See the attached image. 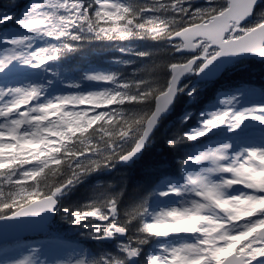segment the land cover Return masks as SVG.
<instances>
[{
	"label": "snow or ice",
	"instance_id": "snow-or-ice-1",
	"mask_svg": "<svg viewBox=\"0 0 264 264\" xmlns=\"http://www.w3.org/2000/svg\"><path fill=\"white\" fill-rule=\"evenodd\" d=\"M137 40L165 47L119 46ZM94 42L147 63L49 78ZM251 57L264 62V0H14L0 11V264H264V87L227 79ZM182 96L165 137L185 149L177 170L144 163L136 178ZM121 167L119 190L91 184ZM157 171L125 204L128 185Z\"/></svg>",
	"mask_w": 264,
	"mask_h": 264
},
{
	"label": "trees",
	"instance_id": "trees-1",
	"mask_svg": "<svg viewBox=\"0 0 264 264\" xmlns=\"http://www.w3.org/2000/svg\"><path fill=\"white\" fill-rule=\"evenodd\" d=\"M30 2L31 0L20 1L19 4L22 8L24 5ZM11 3H13L12 0H0V11L6 10ZM224 3L225 0H216L215 3L212 4V6L218 7L220 5H223ZM17 9V13H19L21 9ZM134 45L138 47V50H150L153 52H157L158 50L165 47V44L162 42H155L150 40H137ZM117 47L118 45L115 44L101 45L100 42H94L85 47L81 53L72 54L70 57L65 58V60L61 64L54 65L52 73H49L48 76L50 79H52L53 73L59 72L60 76H67L75 79L78 78L83 71L88 70L90 67L122 70L125 72V74H131L134 68H144L145 63H147L146 61L136 60V57L131 55L121 56V54L117 51ZM116 58L133 59L136 60V64L134 66L117 65L112 62ZM165 59H169V57L160 56L156 60V62L162 63ZM243 65H246V67ZM65 69H72V71L68 72L65 71ZM55 79L59 80L60 78L57 79L56 77ZM227 79L235 83L244 82L251 83L256 87H264V64L256 60L245 61L238 68V70L232 72L227 77ZM58 85L60 84L57 83V86ZM212 98H214L213 91H207L201 98L200 102L191 105V107L196 110H200L202 106L208 103ZM187 101L188 98L186 96H182L175 111L161 124L160 129L156 132V135L154 137L153 146L145 154L144 160L141 162V164H139L135 169L134 175L136 178H140L142 176V167L144 163H164L168 165V167L165 169V171L168 173H174L177 170L178 158L185 151V149L181 148L176 152L169 150V148L165 145V137L170 135V132L167 130L169 123L172 122L174 124L178 121V118L181 116L182 112L185 109ZM194 123V120L191 121V124ZM200 139L203 140V138ZM126 171L127 169L121 167L115 172L101 174L99 177L93 178L91 180V184L101 187L111 185L112 188L119 190L121 184V175ZM158 177H161L160 171H157L150 176L144 177L142 186L138 187L134 184H129L125 196L123 197L124 203L128 204L131 201L135 200L139 195L146 194L147 189H149L155 182H157ZM82 192L83 189H81V193ZM79 196L80 193L74 195L73 199H78ZM133 227H135V224L133 225ZM86 246L89 248L92 247L90 243H87Z\"/></svg>",
	"mask_w": 264,
	"mask_h": 264
},
{
	"label": "water",
	"instance_id": "water-1",
	"mask_svg": "<svg viewBox=\"0 0 264 264\" xmlns=\"http://www.w3.org/2000/svg\"><path fill=\"white\" fill-rule=\"evenodd\" d=\"M31 235H40L38 233L35 232H31V231H24L20 233L21 238L25 237V236H31Z\"/></svg>",
	"mask_w": 264,
	"mask_h": 264
},
{
	"label": "rangeland",
	"instance_id": "rangeland-1",
	"mask_svg": "<svg viewBox=\"0 0 264 264\" xmlns=\"http://www.w3.org/2000/svg\"><path fill=\"white\" fill-rule=\"evenodd\" d=\"M202 7V6H201ZM204 7H207V6H204ZM84 107H86V106H84ZM65 238H68V237H65ZM68 240V242H70L71 241V238H69V239H67ZM70 244V243H69Z\"/></svg>",
	"mask_w": 264,
	"mask_h": 264
}]
</instances>
